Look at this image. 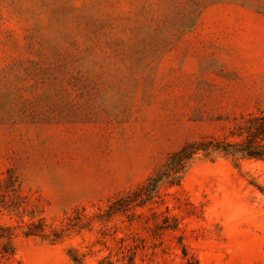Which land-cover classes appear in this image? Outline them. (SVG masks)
I'll list each match as a JSON object with an SVG mask.
<instances>
[{"label": "rangeland", "instance_id": "obj_1", "mask_svg": "<svg viewBox=\"0 0 264 264\" xmlns=\"http://www.w3.org/2000/svg\"><path fill=\"white\" fill-rule=\"evenodd\" d=\"M262 113L264 0H0V264H264Z\"/></svg>", "mask_w": 264, "mask_h": 264}, {"label": "trees", "instance_id": "obj_2", "mask_svg": "<svg viewBox=\"0 0 264 264\" xmlns=\"http://www.w3.org/2000/svg\"><path fill=\"white\" fill-rule=\"evenodd\" d=\"M239 130L237 137H244L240 142L209 140L184 147L171 156L172 163L168 164V172L175 175L182 171L187 161L199 151L206 152L207 155L212 152H222L227 155L241 154L248 158L264 159V114L250 115ZM153 182L156 184L157 180ZM104 264L113 263L106 261ZM128 264H134L133 259H130Z\"/></svg>", "mask_w": 264, "mask_h": 264}]
</instances>
